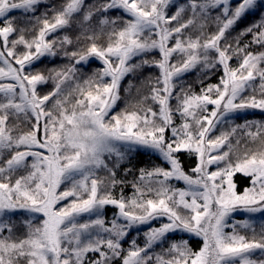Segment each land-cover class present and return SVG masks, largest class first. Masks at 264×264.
Here are the masks:
<instances>
[{
	"label": "snow or ice",
	"instance_id": "snow-or-ice-1",
	"mask_svg": "<svg viewBox=\"0 0 264 264\" xmlns=\"http://www.w3.org/2000/svg\"><path fill=\"white\" fill-rule=\"evenodd\" d=\"M45 2L0 0V264H264L254 258L257 251L264 257V221L259 232L251 219L229 223L237 212L264 214V123L246 121L213 136L230 114L264 111V51L249 50L252 44L264 48V16L229 40L264 0H188L178 6L174 0H65L37 15ZM16 11L27 17V26L15 23ZM110 11L122 15L110 17ZM73 29L75 38L68 34ZM249 34L252 40L241 45ZM101 37L105 43H98ZM58 55L70 63L47 73L32 70ZM91 58L103 67L81 84L77 65ZM146 66L160 70L145 82L148 93L132 110L114 112L121 81ZM193 71L202 74L199 92L184 82ZM216 71L219 83L205 84ZM50 82L52 89L41 92ZM68 83L72 91H65ZM237 129L260 147L237 155L240 140L234 145L231 139ZM117 142L129 150L150 148L168 165L141 169L128 198L123 190L118 197L111 191L124 184L114 170L124 159ZM113 153L117 160L109 168L105 157ZM184 153L197 157L191 175ZM99 169L108 171L107 182L96 175ZM237 173L250 178L242 193ZM107 205L118 213L106 223ZM17 212L25 215L22 235L7 215ZM83 214L96 218L81 222ZM164 219L144 232L143 247L132 239L124 249L133 229ZM178 231L188 239L170 242ZM192 238L202 240L198 251L188 243ZM154 246L162 251L150 254ZM90 253L95 257L89 259Z\"/></svg>",
	"mask_w": 264,
	"mask_h": 264
},
{
	"label": "trees",
	"instance_id": "trees-1",
	"mask_svg": "<svg viewBox=\"0 0 264 264\" xmlns=\"http://www.w3.org/2000/svg\"><path fill=\"white\" fill-rule=\"evenodd\" d=\"M65 0H46L44 4H42L38 11L37 15L47 10L48 6H55L56 8H59L61 4H63ZM94 0H87L86 4L93 3ZM178 6V4H175ZM174 9L170 6V14L171 11ZM12 15L16 18L15 23L18 26H27V17L23 15L20 12H14ZM118 15H122L119 11H110L109 16L115 17ZM215 15V13H213ZM264 16V8L257 9L254 13H251L247 15L245 18H243L238 24L235 26V28L231 31V35L229 36V40L231 41L233 37L237 36L239 32L249 26H251L254 23H257L261 17ZM214 25H211L209 28V31L214 30ZM64 32H59L56 35H63ZM69 35H72L73 38L78 34V31L73 29L68 32ZM195 33H193L194 35ZM29 36L35 35V32H31L28 34ZM51 38V37H50ZM11 39V37H10ZM252 40V35L249 34L247 36H244L241 38V45L245 43H249ZM106 37H101V39L98 41V43H105ZM250 51L253 52H260L264 51V48H261L258 45L252 44L249 48ZM157 59H159V55L154 52L152 54ZM140 58H136V60L133 61V63L138 62ZM70 61L64 57L63 55H58L57 57H54L52 59H43L41 61L36 62L32 66L33 71H41L47 73L49 69L52 68H62L64 65L69 64ZM237 65V61H232V66L235 67ZM103 67V65L99 62H91L86 66H77L79 69L77 73V81L81 84L83 81L89 77H92L94 73H96L98 70H100ZM160 70L156 67H144L142 70L136 71L134 73L129 74L126 76L122 81L120 85V100L117 101L116 107L113 109L114 112H120L122 110H125L127 107L128 110L131 109V105L136 103L141 99L143 95H146L149 91L148 87L146 86L145 82L148 80V78H155L159 76ZM221 75L220 71H216L213 74L210 75V78L205 79V84H215L219 83V77ZM202 78V74L198 71H193L189 74H187L184 77L185 84L191 85L192 89L195 92H199L201 88V84L199 83V80ZM131 85V88L129 87ZM53 85L50 82L47 85H44L41 87V92L46 93L52 89ZM65 91H72V88L74 85L72 83H68L65 86ZM139 90V91H138ZM75 96H73V99ZM151 103L150 101L148 102ZM172 104L175 105V101H172ZM155 108V106H153ZM177 123L179 122V117H176ZM226 123H222L220 125H217L216 131L213 133V136L219 135L221 131H229L232 127L236 125H243L246 121H259L261 123H264V113L261 112H255V113H247L242 116H237L235 118H227ZM14 121L10 118L9 123H13ZM16 123H19L16 121ZM20 127L23 128L25 131L27 130V127L24 124H20ZM232 142L235 145V141L237 139L240 140L239 146H236L235 151L237 155H242L243 152L246 149H252L253 151L257 150L260 147V141L257 140L255 142H251L248 140L246 136H244L242 129H237V132L235 136L232 138ZM246 145V147H245ZM235 159V156L232 157ZM184 170L187 173H190L191 169L194 168L197 165V157L195 155H189L187 153L182 154L181 156ZM117 160V156H112L111 158L107 159L106 162H108V167L112 168L113 163ZM155 167H164L167 168L168 165L158 156L153 155L148 152H135L133 154H126L124 155V159L119 162V167L115 168L116 172V178L118 180L124 181V184H117L115 188L111 189L112 195L118 197L121 193V190H123V195L125 198L131 197L134 193V189L132 187L134 182L138 181L140 171L141 169L144 170H151ZM96 175L102 179H105L107 182L108 178V171L106 169H99L96 172ZM234 181L237 184V192H243V190L247 187H250V178L245 177L242 174L238 173L234 177ZM64 187V186H63ZM63 189V188H62ZM67 203V201L63 202ZM115 208H112L111 206H106L102 210V216L105 219L106 223L110 222L111 217L114 216ZM149 227H154V225L146 226L144 228H141L139 230L131 231L129 233V236L125 238V241L123 242V247L125 250L129 249L130 242L132 239L136 240V243L140 245L141 247L144 246L145 243V236L144 232H146ZM256 230L259 232V224H256ZM16 231L17 235H22L24 232V228L21 226L20 223L16 224V228L14 229ZM241 234L250 236L251 232L248 230L241 231ZM188 243L190 247H192L193 251H198L200 247L202 246V241L200 239H190L188 240ZM150 254L154 253H160L162 251L161 247L154 246L153 249L149 250ZM96 254H89V259H92L95 257ZM255 258H264L261 256L260 253L255 255ZM114 264H121L120 260H116Z\"/></svg>",
	"mask_w": 264,
	"mask_h": 264
},
{
	"label": "rangeland",
	"instance_id": "rangeland-1",
	"mask_svg": "<svg viewBox=\"0 0 264 264\" xmlns=\"http://www.w3.org/2000/svg\"><path fill=\"white\" fill-rule=\"evenodd\" d=\"M187 2H188V0H174V3L175 4H178V5H180V4H186ZM16 12H19V11H16ZM43 59H47L48 60V59H52V58L45 57ZM91 62H99V63L102 64V62H100L99 60H97L95 58H91L87 64H81V65H77V66H86V65H88ZM209 107H211V106H209ZM255 112L264 113V111H262L260 109H246V110H243L241 112H237V113L230 114V116L229 117H226V119L227 118H231L232 119V118H235L237 116H242V115L247 114V113H255ZM116 147H117V149L120 152L124 153V155H126V154H130L131 155V154H133L135 152H139L140 151V152H148V153H151L153 155H156V156L160 157V155L158 153L154 152L152 149L145 148V147L139 146V145L133 146L132 149L129 150V146L127 144H125L123 142H117ZM112 156H116V155L113 153L111 156H106L105 159L107 160V159L111 158ZM160 158L162 159V157H160ZM215 168H216V166L213 165L209 170L212 171V170H215ZM189 174L191 175L192 172L190 171ZM171 183L175 187H177V188H186L187 187L184 184L183 181H171ZM61 187L63 188V185ZM107 206H111V205H107ZM111 207L112 208H115V212H114V216H115L118 213V209L116 207H114V206H111ZM7 215H10L12 217L13 222L15 224L20 223V221L25 218V215L23 213H20V212L10 213V214H7ZM114 216H112L110 220H112L114 218ZM95 218L96 217H95L94 214H83L82 216L79 217V220L81 222H87V221L93 220ZM244 219H251V220L255 221L256 224L257 223L260 224L261 221H264V214H261V213H254V214H252V213H246V212H237V213H234L233 214L232 218L229 220V223H235L237 221H242ZM161 222H167V221H166V219H164L163 221H153L151 225H154V227H159ZM146 226H150V225H142V226H140L137 229H133L132 231L139 230V229L144 228ZM244 230L245 229L240 228V227L237 228V231L240 232V234H241V231H244ZM225 231L231 232L232 229L231 228H226ZM188 236H189V234L178 231L176 234H170L169 241L171 242V240L179 241L181 239H188ZM192 239H200V238H192ZM165 247H167V245H165ZM258 253H259V251H257L254 254V258H255V255L258 254Z\"/></svg>",
	"mask_w": 264,
	"mask_h": 264
}]
</instances>
